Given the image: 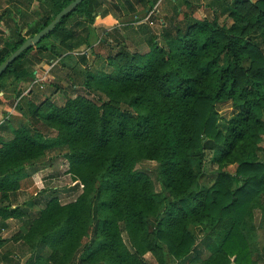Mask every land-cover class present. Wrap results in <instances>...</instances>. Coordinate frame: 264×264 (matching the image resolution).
<instances>
[{"label": "trees", "instance_id": "trees-1", "mask_svg": "<svg viewBox=\"0 0 264 264\" xmlns=\"http://www.w3.org/2000/svg\"><path fill=\"white\" fill-rule=\"evenodd\" d=\"M71 1L54 2L51 14L29 25V33L17 29L15 39L0 47V64ZM113 1L124 15L138 8L153 12L159 2ZM214 3L230 18L229 25L217 21L216 10L209 19L183 14L174 24L182 15L175 5L167 22L160 19L164 45L151 35L147 52H117L106 59L109 72L88 74L84 85L104 98L101 105L82 95L68 97L61 106L48 98L34 104L27 95L26 113L18 101L22 116H35L54 135H43L26 122L11 130V138H0L1 197L8 200L54 149L64 151L66 172L80 192L67 203L48 199L33 217L31 201L13 208L0 205V230L8 219L30 218L9 239L0 236V251L12 244L0 252V263L18 264L27 257L25 264H70L81 253L84 264H148L144 256L150 253L158 264H168L165 249L175 264H190L197 239L199 246L213 243L216 248L196 264L264 259L258 239V231L264 239V0ZM92 5L95 0H83L39 43L20 53L0 75V92L9 79L21 98L18 86L33 77L31 66L42 57L47 65L57 59L56 48L44 40L61 36L60 59L89 47L88 26L78 33V19H70L93 23ZM85 55L77 58L83 62ZM226 101L236 112L220 129L214 106ZM40 104L45 108L40 110ZM207 149L216 165L214 178L194 188L204 173ZM142 161L158 163L166 195L135 170ZM227 165H235L233 173L224 170Z\"/></svg>", "mask_w": 264, "mask_h": 264}, {"label": "rangeland", "instance_id": "rangeland-1", "mask_svg": "<svg viewBox=\"0 0 264 264\" xmlns=\"http://www.w3.org/2000/svg\"><path fill=\"white\" fill-rule=\"evenodd\" d=\"M227 1V0H225ZM230 1V0H229ZM54 2L57 4L65 3V0H0V44L4 42H12L16 36V30L21 28L23 33H29L28 26L33 25L34 21L39 20L45 13L51 14L54 8ZM97 5H92V10L96 15L95 21L90 23L87 19L73 16L70 22L79 21L78 33L82 30V26L86 25L90 29L89 47L82 46L76 51L86 53L83 62L79 61L78 56H68L60 59L63 53L64 44L61 41V36L51 37L43 41V44L54 46L56 48L57 59L47 65L42 57V62L31 66L32 76H40L48 70L45 79L42 81V87L34 85L33 88L25 94H22L20 100L16 96L13 85H9V79L3 81L4 89L0 92V138L7 140L11 138V130L21 123L31 122L32 128H35L43 135L53 136L54 132L47 130L41 121H37L35 116L28 114L22 116L17 110V104L21 102L22 108L29 111L30 105L25 100L29 96V102L39 104L44 99H49L53 104L60 106L68 97L82 95L92 100L97 105L103 103L104 98L96 93H88L84 82L88 74L95 72H109L111 67L106 59L115 57L117 52L123 53H139L143 54L148 51L147 39L153 35L157 38L160 45L163 44V39L160 34V19L166 21L171 17L172 7L179 6L182 15L176 18L174 24H177L183 17V14H191L196 19H209L212 16V11L216 10L217 21L229 25L230 18L221 13L217 5H214L215 0H189L190 7H187L181 1L171 2L169 0H159L153 12H144L140 8L135 13L124 15V11L117 7L113 0H95ZM137 8V6H135ZM74 19H78L75 20ZM136 20V21H135ZM167 22V21H166ZM144 23V24H143ZM59 56V57H58ZM39 58V55L36 56ZM34 57V58H36ZM33 58V57H32ZM114 59V58H113ZM50 67V68H49ZM32 77V78H33ZM31 78V79H32ZM29 80H27L28 82ZM19 90L22 93L25 87L19 84ZM24 88V89H23ZM24 96V97H23ZM45 104H40L39 109L45 108ZM215 110L218 115V126L220 129L225 128V122L235 112L229 101L215 103ZM3 108V112H1ZM9 124L7 128L4 124ZM261 148H264V135L262 136ZM62 150L54 149L47 152L46 157L37 167L36 171L21 182L20 189L10 193L12 201L4 199L0 194V205L12 202V205L24 206V203L31 201L34 207L29 211L32 217L37 215L38 210L43 207L45 202L56 197L61 203H67L75 199L80 192V187L71 181L67 174V162L63 157ZM204 162L202 165L203 172L197 185L208 186L214 178L216 165L210 160L211 150L207 149L204 152ZM235 165H227L224 170L233 173ZM135 170L146 174L152 181L154 190L158 193L166 195L162 190L159 180V166L154 161H142L138 163ZM258 213H256V218ZM30 218L15 219V221L5 225L3 230H0V236L4 239H9L15 233L23 230ZM192 229V228H191ZM193 231V229H192ZM123 240L126 241V236L122 233ZM259 245L264 246V239L261 231H258ZM87 242V238L83 243ZM11 243H7L1 248L0 252H4L11 247ZM196 247L191 254L192 261L190 264H196L199 260L206 258L216 245L199 246V240H196ZM78 253L70 264H84L80 260ZM165 259L168 264H175L171 257L168 256L164 249ZM17 260V259H16ZM26 258L18 260V264H25ZM144 260L148 264H158L155 257L148 253L144 256ZM0 264H6L4 262ZM257 264H264V259L258 260Z\"/></svg>", "mask_w": 264, "mask_h": 264}, {"label": "water", "instance_id": "water-1", "mask_svg": "<svg viewBox=\"0 0 264 264\" xmlns=\"http://www.w3.org/2000/svg\"><path fill=\"white\" fill-rule=\"evenodd\" d=\"M83 0H73L63 9H61L48 23L43 29L38 31L32 37L26 39L4 62L0 64V75L6 69V67L15 59L17 58L20 53L24 50L28 49L39 43L46 35H48L56 26V24L60 21L61 18L66 16L67 14L74 11V9L82 2Z\"/></svg>", "mask_w": 264, "mask_h": 264}, {"label": "crops", "instance_id": "crops-1", "mask_svg": "<svg viewBox=\"0 0 264 264\" xmlns=\"http://www.w3.org/2000/svg\"><path fill=\"white\" fill-rule=\"evenodd\" d=\"M4 43H6V42H4ZM4 43H2V44H0V47L1 46H3L4 45ZM8 44V43H7ZM34 79H35V77H33L32 79L31 78H28L27 80H29L28 82H27V80H25V81H23V82H20V84L21 85H23L24 87H25V89L23 90V92H22V94H25V93H28L32 88H33V86H32V82L34 81ZM22 94H21V96H22ZM63 105V104H62ZM61 106V105H60ZM4 110H3V108H1V112H3ZM7 128H9V124H4ZM15 128V127H14ZM14 128H12V129H14ZM11 196V195H10ZM9 196V200L10 201H12L11 200V198L12 197H10ZM10 205H11V207L13 208L14 207V205H12V202H10ZM13 221H15V219H8V220H6L5 221V224L7 225L8 223H11V222H13ZM3 230V229H2Z\"/></svg>", "mask_w": 264, "mask_h": 264}, {"label": "built area", "instance_id": "built-area-1", "mask_svg": "<svg viewBox=\"0 0 264 264\" xmlns=\"http://www.w3.org/2000/svg\"><path fill=\"white\" fill-rule=\"evenodd\" d=\"M74 55H81V54H84V53H81V52H78V51H74V52H72ZM54 65V63H52L51 64V66L50 67H52ZM49 67V68H50ZM49 70V69H48ZM46 71L45 73L46 74H48V72L49 71ZM46 74H42V75H40V76H36L35 77V79H34V81L32 82V86H34V85H38L39 87H42V81L45 79V77H46Z\"/></svg>", "mask_w": 264, "mask_h": 264}]
</instances>
